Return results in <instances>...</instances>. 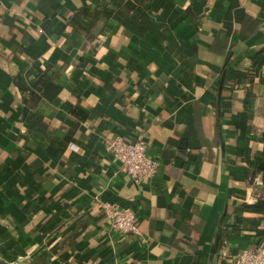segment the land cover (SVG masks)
<instances>
[{
	"label": "crops",
	"instance_id": "crops-1",
	"mask_svg": "<svg viewBox=\"0 0 264 264\" xmlns=\"http://www.w3.org/2000/svg\"><path fill=\"white\" fill-rule=\"evenodd\" d=\"M141 134L161 169L136 183L104 138ZM262 242L264 0H0V257L230 264Z\"/></svg>",
	"mask_w": 264,
	"mask_h": 264
},
{
	"label": "built area",
	"instance_id": "built-area-1",
	"mask_svg": "<svg viewBox=\"0 0 264 264\" xmlns=\"http://www.w3.org/2000/svg\"><path fill=\"white\" fill-rule=\"evenodd\" d=\"M106 151L118 162L119 172L138 183L152 180L160 172V160L149 153L144 134L134 140L125 139L121 135L104 138ZM104 216L105 230L109 234L141 235L138 215L128 205L98 199ZM230 264H264V242L239 249L233 253H224Z\"/></svg>",
	"mask_w": 264,
	"mask_h": 264
},
{
	"label": "water",
	"instance_id": "water-1",
	"mask_svg": "<svg viewBox=\"0 0 264 264\" xmlns=\"http://www.w3.org/2000/svg\"><path fill=\"white\" fill-rule=\"evenodd\" d=\"M223 223H224V221H221L219 224V229H218L219 236H220V233L222 231ZM0 264H16V263L0 257Z\"/></svg>",
	"mask_w": 264,
	"mask_h": 264
},
{
	"label": "trees",
	"instance_id": "trees-1",
	"mask_svg": "<svg viewBox=\"0 0 264 264\" xmlns=\"http://www.w3.org/2000/svg\"><path fill=\"white\" fill-rule=\"evenodd\" d=\"M85 116H81V118H84ZM261 208V207H260Z\"/></svg>",
	"mask_w": 264,
	"mask_h": 264
}]
</instances>
